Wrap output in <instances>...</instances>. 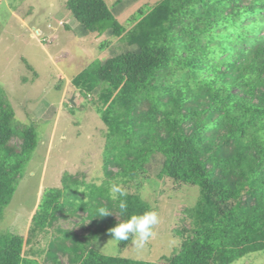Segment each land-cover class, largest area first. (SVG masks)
<instances>
[{
	"label": "trees",
	"instance_id": "trees-1",
	"mask_svg": "<svg viewBox=\"0 0 264 264\" xmlns=\"http://www.w3.org/2000/svg\"><path fill=\"white\" fill-rule=\"evenodd\" d=\"M139 1L118 0L127 4L118 14ZM66 7L84 33L114 38L96 82L80 91L106 127L104 186L65 173L33 221L45 230L75 215L89 233L58 228L42 263L24 256L23 236L0 232V264H63L61 255L69 264H238L264 254V0H158L125 25L105 0ZM38 142L36 125L17 119L0 87V221ZM114 179L128 193V214L153 209L139 193L146 180L199 188L176 220L171 255L153 262L94 248L126 218L107 193ZM100 206L117 216L96 217Z\"/></svg>",
	"mask_w": 264,
	"mask_h": 264
},
{
	"label": "rangeland",
	"instance_id": "rangeland-1",
	"mask_svg": "<svg viewBox=\"0 0 264 264\" xmlns=\"http://www.w3.org/2000/svg\"><path fill=\"white\" fill-rule=\"evenodd\" d=\"M105 1L125 25L127 17L158 0H141L120 14L127 4ZM66 2L0 0V87L17 119L36 125L39 139L0 221V232L23 236L24 256L42 263L58 228L74 230L79 236L87 235L90 229L87 222L75 215L40 229L33 216L44 192L60 187L65 173L79 174L88 183L93 182L97 171L105 177L106 127L95 102H89V97L80 91L86 94L91 88L89 83L96 82L94 73L102 60L112 54L114 38L109 30L102 34L84 33ZM74 93L77 95L72 101ZM139 193L158 212L160 222L154 236L143 249L130 243L124 250L118 245L113 251L114 245L109 241L112 237L103 233L94 242V248L109 256L153 262L172 254L179 244L172 232L176 220H180L186 207L196 203L199 188H179L169 179L146 180ZM257 255L238 264H264V254ZM61 260L69 264L67 257L61 255Z\"/></svg>",
	"mask_w": 264,
	"mask_h": 264
},
{
	"label": "clouds",
	"instance_id": "clouds-1",
	"mask_svg": "<svg viewBox=\"0 0 264 264\" xmlns=\"http://www.w3.org/2000/svg\"><path fill=\"white\" fill-rule=\"evenodd\" d=\"M93 182L96 187L104 186V178L101 172L97 171L94 174ZM106 187L109 198L113 202H116L120 216L126 217L108 230L112 237L109 241L114 245L113 251L115 250V246H118L120 242L129 240H131L132 245L136 249H143L154 236V229L160 222L158 212L148 209L139 214H128V193L122 186V183L114 179L109 181ZM96 211V217L116 215L114 211L106 206H100Z\"/></svg>",
	"mask_w": 264,
	"mask_h": 264
}]
</instances>
